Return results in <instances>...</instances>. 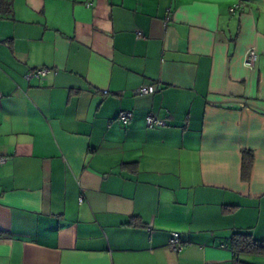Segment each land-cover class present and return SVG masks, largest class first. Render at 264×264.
<instances>
[{
	"label": "crops",
	"instance_id": "obj_1",
	"mask_svg": "<svg viewBox=\"0 0 264 264\" xmlns=\"http://www.w3.org/2000/svg\"><path fill=\"white\" fill-rule=\"evenodd\" d=\"M0 156V264H234L264 243V0H0Z\"/></svg>",
	"mask_w": 264,
	"mask_h": 264
},
{
	"label": "built area",
	"instance_id": "obj_2",
	"mask_svg": "<svg viewBox=\"0 0 264 264\" xmlns=\"http://www.w3.org/2000/svg\"><path fill=\"white\" fill-rule=\"evenodd\" d=\"M91 3L88 2L87 6H90ZM237 6H234L232 10H234ZM140 36V34H138ZM258 58V54L254 49H250L244 59V63L247 66H252ZM51 68L48 67H41V68H35L34 70L28 72L25 74V78L27 80H30L31 78H45L49 72H51ZM157 90V87L154 84H149V85H143L140 86L137 89L138 94H148L152 93ZM103 93H107V90H103ZM132 112L129 110H121L117 114V119L122 122L126 123L132 119ZM145 123L147 127L153 128V127H164L168 124V119L166 118H161L153 113H148L145 115ZM4 156H0V163H3L5 161ZM79 202H83V196L80 194L79 196ZM168 247L171 248L174 251H179L183 248L184 244L183 241L181 240L179 236L178 231H173L171 232V235L168 239Z\"/></svg>",
	"mask_w": 264,
	"mask_h": 264
},
{
	"label": "trees",
	"instance_id": "obj_3",
	"mask_svg": "<svg viewBox=\"0 0 264 264\" xmlns=\"http://www.w3.org/2000/svg\"><path fill=\"white\" fill-rule=\"evenodd\" d=\"M249 153L244 151L243 154ZM248 164L246 161L243 163V169L247 168ZM230 249L234 253V264H244L237 259V255L241 253L253 252L261 253L264 252V243L257 241L251 237L250 234L244 232H235L231 235L229 240Z\"/></svg>",
	"mask_w": 264,
	"mask_h": 264
}]
</instances>
